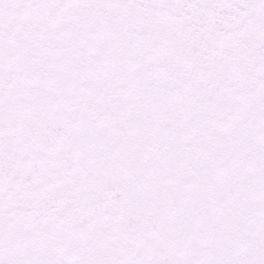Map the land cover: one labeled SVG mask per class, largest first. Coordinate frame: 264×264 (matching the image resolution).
Returning <instances> with one entry per match:
<instances>
[{"label": "snow or ice", "instance_id": "6c2138e0", "mask_svg": "<svg viewBox=\"0 0 264 264\" xmlns=\"http://www.w3.org/2000/svg\"><path fill=\"white\" fill-rule=\"evenodd\" d=\"M0 264H264V0H0Z\"/></svg>", "mask_w": 264, "mask_h": 264}]
</instances>
